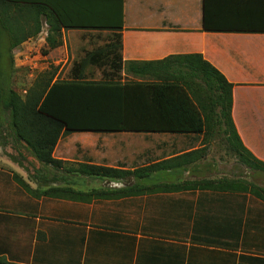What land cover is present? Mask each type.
<instances>
[{"label": "crops", "instance_id": "0c3cea01", "mask_svg": "<svg viewBox=\"0 0 264 264\" xmlns=\"http://www.w3.org/2000/svg\"><path fill=\"white\" fill-rule=\"evenodd\" d=\"M76 34H80L82 44L95 46L93 49L106 43L102 33ZM121 36L123 81L153 80L151 73L162 72L185 79L189 76V66L183 57L190 55H200L216 67L233 85L232 119L238 136L244 147L264 163V33L206 30L203 0H124ZM60 48L63 52L69 51L66 33ZM93 49L82 48L84 55ZM170 57L181 60L171 63L167 72L165 68L144 65ZM52 58L56 64L65 59L53 57V53ZM93 67L102 71L99 66ZM9 134L11 136L12 132ZM136 136L142 140L174 136L178 142L188 136L198 137L194 143L179 142L176 149L181 152L173 156L204 146L208 148L207 153L180 176L170 175L172 178L168 179L169 175H162L163 179L179 182L181 177H189L194 181L216 182L215 177H191L201 173L199 168H203L207 169V175H222L221 181H234L230 178L235 176L234 166L240 164L237 157L228 144L202 143L204 134L76 132L60 138L54 157L133 170L135 168L116 166L108 160L138 158L140 154L134 155L137 151L134 146L129 149L130 140ZM9 144L8 139L0 144V258L10 264L264 262V201L251 192L221 188L158 190L90 201L44 195L40 191L71 187L76 176L68 173L51 177L31 175L20 157L4 154L3 149ZM115 145L122 148L117 150ZM71 146L83 152L77 153L78 160L74 158L76 155L60 150ZM92 150L94 154L84 153ZM87 156L97 161L87 162L83 159ZM33 159L39 169L40 163ZM133 162L128 163L133 165ZM23 181L32 191L37 190L38 195L27 193ZM100 181L101 184L95 183L96 189L126 187L125 180ZM81 188L80 191L87 192Z\"/></svg>", "mask_w": 264, "mask_h": 264}, {"label": "trees", "instance_id": "16d2710c", "mask_svg": "<svg viewBox=\"0 0 264 264\" xmlns=\"http://www.w3.org/2000/svg\"><path fill=\"white\" fill-rule=\"evenodd\" d=\"M204 28L218 32L264 33V0H203ZM48 27L44 54L63 45L66 30L109 31L106 43L74 61L69 79H41L25 95L14 87V51ZM124 0H0V133L7 126L41 164L62 167L54 157L61 137L76 132L204 134L221 122L238 161L264 173V163L242 144L232 119L233 85L200 55L184 56L189 72L180 76L151 73L153 80H122ZM170 57L144 65L163 69L179 61ZM176 61V62H174ZM89 66L102 68L103 79L85 77ZM211 128V127H210ZM204 155V148L176 155L135 169L78 162L68 174L128 180L136 184L115 190L83 192L73 187L50 188L41 194L90 201L94 198L136 195L152 191L208 188L209 181H167ZM166 180V181H165ZM148 183V184H147ZM23 186L32 191L23 181ZM214 184V183H213ZM219 184V183H218ZM216 188L237 189L223 180ZM264 201V189L248 187ZM216 234V233H215ZM216 242V240H214ZM223 244V242H216ZM264 264V262H261ZM0 264H10L0 258Z\"/></svg>", "mask_w": 264, "mask_h": 264}, {"label": "rangeland", "instance_id": "374dc122", "mask_svg": "<svg viewBox=\"0 0 264 264\" xmlns=\"http://www.w3.org/2000/svg\"><path fill=\"white\" fill-rule=\"evenodd\" d=\"M63 33L67 34V42H68V48L69 51H62L63 49L56 48L54 50H51L53 53V57L58 58H65L64 61L60 64H56L52 58V53H49L48 55L44 54V50L46 49V37L48 34V27L45 25L43 28V31L36 37L31 38L27 40L26 42L22 43L19 47H17L14 51V58H15V74H14V87L15 89L22 95H25L27 91L36 83L40 82L41 79H49L52 75H54V80L59 79H69L71 76V68L73 66L74 61L80 60L84 57V50L85 49H93L95 46L85 45L82 44V41L79 36L76 33H102L103 39L106 40L107 33H110L109 31H89V30H66ZM71 33L72 35H69ZM69 35V36H68ZM64 48V46H63ZM51 57V58H50ZM85 77L88 79L93 80H102L103 79V73L101 70H97V68L93 66H89L88 69L85 71ZM209 127L207 128L208 131L206 135H204L202 139V143H209V142H220V143H227L226 139V130L228 129V125L224 122H221V124L212 127L211 123L212 121L209 120ZM211 127V128H210ZM136 136L135 139L130 140V148L133 146V149L137 151L134 152V155H139V157L134 158H124V157H114V161H111L109 159L108 161L114 162L112 164L116 166H124V167H130V168H138L145 166V164L154 163L157 162L159 159H163L165 157L173 156L178 152H181V150L176 149L179 142L185 141L194 143V141H198V137L188 136L186 140H179V142L175 139L174 136H166L167 138L161 136H152L148 139V137L144 140L139 139ZM142 137V136H141ZM8 139V142L10 143L6 148H2L4 151V154L6 155H13L16 157H20L23 160L24 167L27 169V171L31 175H41L42 177L50 176L51 175H58L63 173H68L66 170L67 167H70L71 165H74L75 163H78L75 159L73 160H65L62 167L57 166H45L41 164L36 158V160L40 163V168L37 169L35 167V160L33 159V155L31 154L30 150L22 143H19L14 135L12 134L10 136L9 130L7 126H4L2 128V135L0 133V144L4 143ZM200 139V137H199ZM120 141V140H118ZM133 145V146H132ZM163 147V149H162ZM16 149V151L19 153L16 155V151L13 149ZM114 148L117 150L121 149L122 146L115 145ZM161 148V149H159ZM204 148V154L207 153L208 148L206 146ZM61 151L66 150L67 154L76 155L78 160V154H82L83 152L77 150L74 146H71L69 149L61 148ZM59 150V152H60ZM124 151H127L126 149H122ZM132 151V150H131ZM95 150L84 152L86 154H94ZM13 153V154H12ZM138 153V154H137ZM62 153H60L61 155ZM144 154H146L145 157H142ZM126 157V156H125ZM83 159L87 162H93L97 161L93 157H83ZM64 161V160H63ZM124 161V162H123ZM127 161V162H125ZM131 161H134L132 164L129 165ZM129 162V163H128ZM27 163V166L25 164ZM127 164V165H126ZM242 165V163H240ZM240 164H236L234 166V177L231 176L232 180L235 181V187L237 189H231V190H241L248 187V189L251 188H261L264 189V173L258 170H251L245 166H241ZM238 165V166H237ZM245 167V169H244ZM190 168V167H189ZM188 168V169H189ZM202 172L197 173L196 176H189L191 177H215L214 180H219L222 175H207L208 171L207 169L199 168ZM225 170L227 168L225 167ZM193 173V171H191ZM69 175H75L76 177H73L74 180L71 183V187H73L75 190L80 191V187L83 189L85 188L87 191H91L95 188V183L99 181V184H101L100 180H105V178H98L96 181V177H89L85 175H76V174H69ZM180 176V175H179ZM217 177V178H216ZM172 177H168V179H171ZM44 179V178H43ZM48 179V178H47ZM212 180V181H214ZM171 181V180H167ZM182 181H190L193 182L194 179H190L189 177L180 178L179 182ZM200 181H209L206 179L200 180ZM211 182L212 184L208 185L210 189H216L217 185L221 184V180L218 182ZM210 182V181H209ZM137 181L133 180V178H130L128 180H125L123 184H126V187L132 186L136 184ZM214 183V184H213ZM219 183V184H218ZM109 184V183H108ZM111 184V183H110ZM148 184V183H147ZM113 185V184H112ZM81 188V189H82ZM188 189H207L203 188V186L198 185L197 187H192ZM27 193H31L29 189L26 190ZM83 191V190H81ZM250 192V191H248ZM257 197V196H256ZM262 200V199H261ZM263 201V200H262Z\"/></svg>", "mask_w": 264, "mask_h": 264}]
</instances>
